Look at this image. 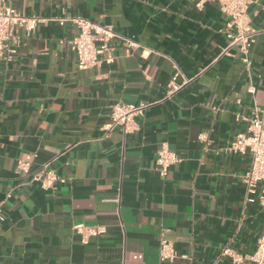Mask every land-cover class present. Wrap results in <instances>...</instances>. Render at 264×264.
Listing matches in <instances>:
<instances>
[{
  "label": "crops",
  "instance_id": "1",
  "mask_svg": "<svg viewBox=\"0 0 264 264\" xmlns=\"http://www.w3.org/2000/svg\"><path fill=\"white\" fill-rule=\"evenodd\" d=\"M10 5L109 25L137 47L114 40L99 66L81 70L70 45L76 27L46 22L20 33L16 52L0 59V264H252L264 206L242 182L249 154L227 148L244 131L242 118L255 110L264 118V0L248 8L250 67L228 47L215 3ZM115 102L147 105L136 131L105 130ZM163 143L180 157L166 177L155 167ZM18 160L31 172L49 163L64 182L50 191L23 184ZM78 224L100 233L83 242ZM161 240L173 245V261H160Z\"/></svg>",
  "mask_w": 264,
  "mask_h": 264
},
{
  "label": "built area",
  "instance_id": "2",
  "mask_svg": "<svg viewBox=\"0 0 264 264\" xmlns=\"http://www.w3.org/2000/svg\"><path fill=\"white\" fill-rule=\"evenodd\" d=\"M257 0H193L194 6L202 10L206 4L215 3L221 14L225 17V35L228 39V47H235L240 55L242 63L246 67L251 65V50L255 42V35L251 29L248 8ZM53 22L60 26L67 24L76 27L77 32L71 39L70 45L74 52L77 67L81 70L97 67L101 64V57L110 51V44L117 40L126 49H133L137 44L131 39L117 33L113 27L94 23L83 17H57L43 18L36 15H25L10 5V0H0V59L7 51L14 54L15 48L20 43V33L29 36L41 23ZM179 73H175L169 83L173 93L178 89L175 81ZM248 93L254 94V88L250 86ZM147 105H130L115 102L109 106V123L106 131L120 130L123 134L137 130L136 118L141 115ZM244 131L236 135L229 143L228 151L232 154H249L250 165L242 175V182L248 194L258 190L259 200L264 206V118L258 116L257 110L252 111L248 117L242 118ZM180 162L179 155L169 149L167 144H161L155 155V167L160 177H166L169 169ZM31 162L18 160L15 167V175L24 179L23 184H36L43 191H50L64 180L51 168L49 163L42 164L34 172L30 171ZM10 197V191L6 198ZM2 220V217H0ZM73 231L81 235L82 241L90 236L100 233L96 229L85 227L82 224L75 225ZM230 250L225 249L223 255H230ZM159 259L162 262L173 261L177 253L173 245L166 240L159 242ZM252 264H264V232L257 241L256 249L250 257ZM237 260H235L236 262Z\"/></svg>",
  "mask_w": 264,
  "mask_h": 264
}]
</instances>
